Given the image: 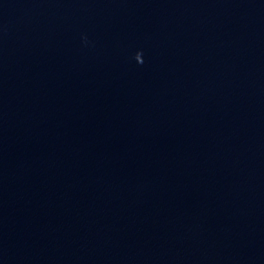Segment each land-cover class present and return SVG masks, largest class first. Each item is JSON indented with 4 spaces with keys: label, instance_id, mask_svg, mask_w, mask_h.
Segmentation results:
<instances>
[{
    "label": "water",
    "instance_id": "1",
    "mask_svg": "<svg viewBox=\"0 0 264 264\" xmlns=\"http://www.w3.org/2000/svg\"><path fill=\"white\" fill-rule=\"evenodd\" d=\"M0 264H264V0H0Z\"/></svg>",
    "mask_w": 264,
    "mask_h": 264
}]
</instances>
